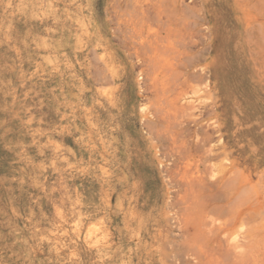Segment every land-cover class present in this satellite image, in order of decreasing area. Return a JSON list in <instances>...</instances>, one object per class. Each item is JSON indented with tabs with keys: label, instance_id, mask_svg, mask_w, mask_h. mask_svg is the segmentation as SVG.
<instances>
[{
	"label": "rangeland",
	"instance_id": "rangeland-1",
	"mask_svg": "<svg viewBox=\"0 0 264 264\" xmlns=\"http://www.w3.org/2000/svg\"><path fill=\"white\" fill-rule=\"evenodd\" d=\"M0 264H264V0H0Z\"/></svg>",
	"mask_w": 264,
	"mask_h": 264
},
{
	"label": "bare ground",
	"instance_id": "bare-ground-1",
	"mask_svg": "<svg viewBox=\"0 0 264 264\" xmlns=\"http://www.w3.org/2000/svg\"><path fill=\"white\" fill-rule=\"evenodd\" d=\"M206 210V209H204ZM206 212L204 211V213H201V229L203 230V233L206 235L207 239L209 242L214 243L216 241L215 237H209V235H212L214 232V229L216 227V221L215 220H211L210 222L204 221V214ZM97 239V238H96ZM99 240V239H98ZM97 240V241H98ZM95 246V243H94Z\"/></svg>",
	"mask_w": 264,
	"mask_h": 264
}]
</instances>
